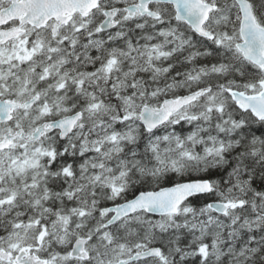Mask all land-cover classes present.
Instances as JSON below:
<instances>
[{
	"label": "snow or ice",
	"instance_id": "snow-or-ice-1",
	"mask_svg": "<svg viewBox=\"0 0 264 264\" xmlns=\"http://www.w3.org/2000/svg\"><path fill=\"white\" fill-rule=\"evenodd\" d=\"M0 264H264V0H0Z\"/></svg>",
	"mask_w": 264,
	"mask_h": 264
}]
</instances>
